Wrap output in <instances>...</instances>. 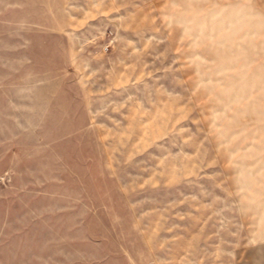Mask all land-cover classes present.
I'll list each match as a JSON object with an SVG mask.
<instances>
[{
	"label": "rangeland",
	"instance_id": "rangeland-1",
	"mask_svg": "<svg viewBox=\"0 0 264 264\" xmlns=\"http://www.w3.org/2000/svg\"><path fill=\"white\" fill-rule=\"evenodd\" d=\"M0 264H264V0H0Z\"/></svg>",
	"mask_w": 264,
	"mask_h": 264
}]
</instances>
